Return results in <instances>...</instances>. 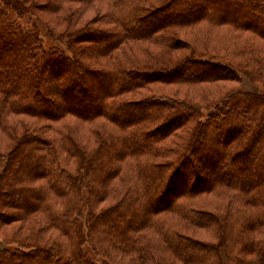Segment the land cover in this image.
Returning <instances> with one entry per match:
<instances>
[{
	"label": "trees",
	"instance_id": "16d2710c",
	"mask_svg": "<svg viewBox=\"0 0 264 264\" xmlns=\"http://www.w3.org/2000/svg\"><path fill=\"white\" fill-rule=\"evenodd\" d=\"M79 5L95 11L87 25L74 24ZM45 10L72 17L71 55L0 6V228L18 223L0 237V264H264V0H48ZM149 44L190 48L177 64L143 59L156 55ZM245 78L260 89L178 91ZM203 137L223 157L205 155L201 175L191 156Z\"/></svg>",
	"mask_w": 264,
	"mask_h": 264
},
{
	"label": "rangeland",
	"instance_id": "374dc122",
	"mask_svg": "<svg viewBox=\"0 0 264 264\" xmlns=\"http://www.w3.org/2000/svg\"><path fill=\"white\" fill-rule=\"evenodd\" d=\"M18 1H19V5H20V3L22 4L21 11H24L26 13H24V12L21 13L18 9H16L17 0H0V6H4L7 8L10 19L12 21H14L16 24H18L20 26V28H22L23 30L30 32V33H38L37 35H39V37L43 41V45L47 49L52 48V47H56L57 49L65 50L66 54L71 55L69 53V51L67 50V46H68L67 34L69 33V31L71 29H67V25H68V22L72 19V17H70L69 21H66V17L64 15L62 16L63 12L56 13V14L55 13H52V14L48 13L47 10H45L46 6L48 4V0H18ZM181 6H183L182 9L184 11L185 5L181 4ZM78 8L80 9V14H83V16L81 17L80 20L74 18L73 19L74 24L78 25V26L87 25L90 22L91 17H93V15H95V11H93L89 8L86 10V7L84 8L81 5H79ZM177 8H179V7H177ZM104 12H105V8L102 9V13H104ZM177 12H179V10H177ZM59 35H60V37H58ZM188 39L192 45L200 46V44H201L199 42V37H197L195 35L189 36ZM176 41H178L180 44L186 43L185 40H181V39H176ZM186 45H187V43H186ZM147 46L149 47V49H151L153 51V53L155 52L154 54H156V55H151L148 53L146 54V52H144V54L141 56L143 59H149V58L151 59L152 58V59L156 60L157 58H159L162 61L165 60V61H169V63H170V58H173V61H177L176 62L177 64L184 62L183 56L188 54L189 48H190V47H188L189 45L188 46L180 45L182 47H180L178 49H171L167 53L163 54V52L166 51L167 49L157 47L153 44H149ZM138 50L140 51V49H138ZM216 61H219V60H216ZM9 64H10V62H9ZM9 66H11V65H9ZM46 68H48L47 64H45V66L43 67V70H46ZM186 70H188L190 73H191V71H195L193 66H190V67L187 66ZM204 70L209 71L208 68H204ZM65 85L70 86L72 89L78 87V85H70L68 82L65 83ZM88 85L91 87L94 86L93 82H91L90 80H88ZM153 87H155V90L157 88L158 91H161L160 89L164 88L162 85H157V86H153ZM198 87H203V88H196L195 90L193 89L194 90L193 91V90H189V88H191L190 86H182V87H180L181 90H178V89L177 90L181 91V97L191 96V97H194L196 99H200V97L203 94H208L210 96H216V95H218V93L221 90L233 89L235 91H244V90H246V91H257L260 89L258 86L251 83L246 78L243 79L241 82L235 81V80H229V79L210 80L209 82H203V84L198 85ZM165 89L174 90V87H165ZM148 91L151 92L150 90H148ZM72 92L75 93L73 90H72ZM88 92H89V96L92 97V95H93L92 91L88 90ZM74 98H75L74 102L78 99H79L78 101H81V103L87 102V97H85V96L81 97V96H77V94H76L74 96ZM82 98H84V99L81 100ZM19 119L28 120L29 116H27L25 114H21L20 116L13 117L11 119V122L13 124L17 125L20 122ZM234 125L238 126V125H236L235 122H234ZM12 129L13 128H11V130ZM18 130H21V133H23V126L22 125L18 126ZM12 131L16 132L15 130H12ZM212 133L213 134H211L210 137H213L214 139L215 138L219 139V142H221V143L223 142L224 135H220V134L218 135L219 132H216V131H212ZM208 137H207V139H206V137H203L202 140L204 143L200 146V149H199V147L196 148L195 149V155L191 156V157H193L192 159L194 161L196 160V163L198 165L201 164V167L199 168L201 175L202 174L204 175V173H207L208 170H210V168H212V165L207 158L208 155L216 157V159L217 158L219 159V156L223 157L222 156L223 153H221L222 147L218 146L217 144H219V143H215V141L210 142L211 139H209ZM7 140L11 142V140H9L8 138H7ZM254 154H255V152L250 151L249 156L251 159L253 158ZM205 155H207V156H205ZM241 161L242 160H239V163H241ZM195 176H196L195 173H193V172L190 173V178H189L191 180L190 182H192V179H193V177L195 178ZM233 176H235V177L238 176V170L233 169ZM182 186L183 185L181 184L179 186V188H181ZM104 204L105 203H103L102 205H104ZM17 224H14V225L9 224V225H5V226L1 227L0 228V237L3 238L4 236L5 237L11 236L12 232L15 229H16L15 232H17V230H18ZM6 246L7 245H5L4 242L0 240V248H4ZM224 258H225V256H224Z\"/></svg>",
	"mask_w": 264,
	"mask_h": 264
}]
</instances>
